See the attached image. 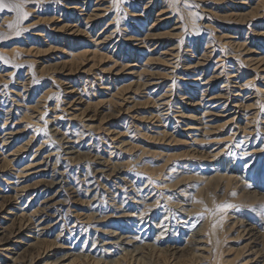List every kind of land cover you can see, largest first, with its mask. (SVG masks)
<instances>
[{"label":"rangeland","instance_id":"rangeland-1","mask_svg":"<svg viewBox=\"0 0 264 264\" xmlns=\"http://www.w3.org/2000/svg\"><path fill=\"white\" fill-rule=\"evenodd\" d=\"M16 1L17 0H3V3L9 4L10 7L5 8L2 12H0V146H1L0 147V170H1L0 171V188H2L0 189V194L7 195L9 193L10 195L8 194V196H12L9 198L10 201L7 200L8 198L0 197V244H2L3 241L5 243L7 240H9L10 242L14 240L15 242L13 241V244L18 245L20 247V249L17 250V253L20 254L18 261L21 264H28L30 261L31 262L34 261L33 264H37L43 260H47L46 263H48L49 261L51 262L55 261L56 258L61 255V253L71 252L73 246L77 244H82L85 241H86L87 246H91L94 244V248L92 249L93 250L92 256L94 255L95 257V255L97 254L96 257L98 256L100 257L101 255H99V253L101 254L104 253L102 257L104 258L105 261L107 260V258L109 259L107 255H109L112 252L110 255V258H113L116 260L122 257V255H125L124 259L123 257L121 258L122 259L121 261H123L124 264H127V263L137 264V263H134L136 261H139L140 263H142L143 258H146L147 260H155V259H159L161 261L167 260L165 264H167L171 259L169 264L170 263L173 264V262L176 261L177 256L175 255L173 257L170 254L169 255L170 257H169L168 254L170 252H167V253L165 252L167 254V255L165 254L167 257L164 256V252L161 255V257H160V254L157 252L158 253V255L156 253V255L158 256L157 258L155 253L153 251L151 252V250L149 249H144L145 251L142 254H140V252L138 253L131 252L129 253L130 254L129 255L127 254L128 252L127 253L125 252V250H122L121 248H119L120 249L119 250L113 246L112 247L113 249L110 248V250L112 249V251H109V254H106L105 252H107V250L109 249L104 248L102 250L101 247L104 245L103 243L105 241H104L103 236H101L103 235L102 234L103 232L101 233L100 231H104L105 229L106 230L109 229V231L113 230L114 232L116 231L115 234H118L117 236L114 233H112L114 235V241L122 238L123 236L126 237V234L131 236L130 235L132 234L131 232L130 233L122 232V231H125L126 229L124 227L125 224L121 223V225L119 226L118 224H115V221L118 220L117 217H121L123 215V213L121 212L123 211L130 212V213L132 212L131 214L133 213L141 214L142 213L144 216L148 213V211H150L149 214L145 216L146 220L144 218L143 220H145V222L147 221L146 225L148 226L150 222L152 223V216L154 215L155 219L153 220V222L155 223L157 231L155 233L149 234L148 237H150V239H145L147 241H143V242L153 244L154 246L156 245V247L159 245L158 246L159 248L161 247L164 248L165 246H166L165 248H168L167 247L168 245L170 246V248L176 245L177 247L186 246L185 240L188 237L187 235L181 236V232L178 231L177 232L178 240L175 239L176 241H174L172 239L173 238L172 233H169V232H167L168 234L167 233L163 234L164 237L163 235H159L160 237H158V233H159L158 230L162 231L165 229V228L162 229L164 221H165V224L169 221L170 227L168 226L166 229L170 228L171 230L173 220L178 223L179 217L183 214L185 215L186 212H187L186 215L188 213H189L188 215H190L188 216L190 218L189 221L191 220H192L191 222L196 221L195 225H197L198 223L202 224L203 219H204V221L207 223L203 222V224L205 223V225L207 226L208 223L210 224L216 218L214 217V209H216V205L209 207L207 206V204H204L205 206L203 207V209H201V211L197 210L195 212V209L193 208L194 205L192 204V202L190 201L191 203L190 202L188 203L189 200H186L188 199L187 197L184 198V200L186 201L185 202L182 197L183 195L181 196L180 194V191L183 188H185V186H191L193 188V185L198 183V181L196 180L193 181V179H191L190 177L191 175H193V172L200 170L198 168V164L200 163L212 164L214 162L213 160L214 158L208 157L209 156L207 155L208 153L210 155H214L217 151H220L223 148L222 149L223 152L224 151L230 152L231 150L230 153L232 155L233 152L231 148H233L235 144L238 143V141L240 140L242 141L244 140L243 143L245 144V147H241L242 149L243 148L245 149V150L243 149L244 152L247 153V152H251L252 150L254 152L249 154V155H252L253 157L252 156L250 157L247 156L246 158L241 157L239 162H235L233 164L235 167L233 166L232 169L234 170L236 169V171H238V174H236V172L235 174L238 176V179L241 178V181H239L237 184L239 187H236V189L239 188L238 190L240 189L246 190L245 187L248 186L247 188H249V184L251 185L250 188L254 186L258 178L257 179L253 178L252 171L257 167L258 161L260 158L263 163L261 167H264V148L263 147L261 148L264 142L263 140L264 139V71H262L261 69L264 65L256 69L254 66H252L256 63L254 62L255 59L249 60V58H258L262 56V54H259V53L263 51V47H264V36H263L264 35V0H188V3L186 4V8L195 10V15H196L195 17L197 20V24L201 30V33L199 34L201 35L199 36L200 46L199 45L197 46L195 43L197 40L196 36H194L195 38L192 37V40H190V38L187 39V37L183 38L181 34H178L179 33L178 30L180 28H175L176 30L173 29L174 27H177L179 25L182 26V28L185 27L186 29H188L187 24H188L189 18L185 14V11H184L185 9L183 8L181 9L182 4L180 3V2H183L184 0H176L172 8V9L175 8V11L172 14L170 13V10H168V8L167 9L165 8V4L167 2L165 1V3H163V0H130V1L128 0L127 3L121 2L119 3L118 6H115L114 4L112 5L111 4L112 0H47V1L46 0H27L25 2V7L29 9V13L22 20H21L20 10L19 9L13 10L11 8V5L17 4ZM76 6L78 7V9L84 8V10L79 11L75 9ZM143 7H145V9ZM97 13L100 14L101 17L98 16V18L96 17L95 19L94 14H97ZM7 15L8 16L10 15L11 17L10 20L12 21V25L8 30L9 32L11 31L10 33L6 31V27L4 26L8 24L7 23L4 24L2 22L4 16H7ZM90 16L92 17L91 18L92 20H90L89 22L88 19H90ZM86 18L88 22H86L87 21ZM93 21H96V22L93 23ZM71 23L74 25L76 24V25L74 26ZM85 23L88 29L87 28L85 29ZM135 23L136 24L138 23V24L136 25ZM63 24L65 25V27L61 29V27L64 26ZM15 27H18V29L21 28V31H20L21 37H16V38L11 37L14 34L13 30ZM75 28L77 29L81 28L80 30L81 32L82 31L83 32L82 33L80 32V34L79 33L77 34V32H74V34H71L70 36H66L68 32L73 33ZM131 28L134 29V31L142 32V35L143 34L145 35V33L147 34L148 31H149L148 33L151 32L153 34L155 32V34H158V36H156V39H155V35H154V39L152 36H151L152 38L149 36L150 37L149 43L152 44V47L156 44H161L157 46L158 48H155V50L151 52L150 57L153 58V60L151 61L152 63L148 65L143 64L146 62V59H145L146 54L140 53L138 49L137 51H135V54L136 52L137 53L139 52L140 54L138 55V60L136 62L133 61L132 57L130 58L127 56L128 53L126 51L122 53V50H123L122 44L119 45L118 43L117 46H114L118 38L117 36H115L114 40L110 42L108 41V43L99 44L97 46V50L94 51L93 41L95 40L99 41L100 34L103 33V35H107L109 34V31L112 32V30L114 29L113 32L115 33L119 32V34H121L123 38L124 37L123 32L129 33L130 31H132ZM97 33H100V34H97ZM160 33L163 34L164 36L160 35ZM204 34H205V37L211 41L207 45H204L203 43L204 42L203 40L205 39ZM129 35L130 33L127 36ZM27 36H30V38H27ZM159 36H162V38ZM120 42L124 43V40H121ZM222 42H224V44ZM127 44L128 43L125 42V45ZM47 46H54V47L56 46L55 47L56 49L54 48V50H51V51L48 50L49 52L47 53L39 52L41 49L43 50L46 49ZM205 46H207L208 48L207 47L205 48ZM13 47H18V48L23 47V48L21 51L11 52L10 49H12ZM173 47L174 48L176 47V48L174 49ZM213 48L215 49V53L212 55V60L208 61L207 59H210L211 57L206 58L207 55L202 56L203 54L202 52H204L205 49L207 51H211V49ZM70 49L72 50V52ZM191 49L193 50L192 52H191ZM84 50H87V51H86V54L84 53L83 56H80L78 59L75 57L72 59V61H69V62L67 61L69 60L70 56L73 54V51L74 53L80 54L82 52H85ZM156 56H158V58H156ZM159 56L163 58H160ZM217 58H219V60L221 61L223 60L222 66L224 65L228 66V67L226 66L227 72H232L231 65H233V62L235 63L237 62L236 63L237 66L236 65L235 66L239 67V71L241 72L240 73L241 74L240 83H244V82L248 83L247 85L244 86V88L245 87L246 88L245 89L243 88L241 91L242 97L244 98L243 100L245 102L243 103L245 105L248 104V107L246 106L247 111H245L248 113V115L247 116L242 115L241 114L243 113L242 111L234 115L233 114L234 109L227 111L224 114H222L221 112L222 110H220V108L211 109L210 111L212 114L216 112L217 114L221 113L222 115L219 114L220 115L219 116L217 114H213V115H208L204 118L207 126H209V124L212 123L210 125L211 127H208L209 132H206V133L207 134L209 133V134L207 135L206 133L203 134V131H202L203 130L202 128L205 123L204 124L200 123L201 124L200 125L197 122H200L199 120L203 118L202 112L205 111L204 110L205 107H207V105H211L209 104L211 101H208V99L212 97L213 95H217L220 92L219 91V89L221 88L220 86L223 84L222 80L225 78V76H227V74L222 73L225 76L221 75L222 78L216 81L218 89L215 88L212 94H209V95L207 94V92H209L208 91L209 87H206V86L203 87L207 90V92L203 94L204 97L203 95L201 96L202 100L200 99V95L196 94L195 92L196 90H193L192 88V87L195 88V86H200V85L197 82L190 83L191 81L188 79L193 78L196 80L200 78L198 79V81L200 80V83H202L207 78H209L212 72L216 71V69L220 71L221 68L219 66L222 63L219 62L218 65L216 66L217 68L214 67V64L212 63V61L217 60ZM161 59H165L166 61L161 60ZM245 59L249 60L248 61L249 63ZM120 62L122 65H123V62H125L124 64H126L127 67L121 66ZM194 63L195 64L199 63L198 67H196L197 69H195L194 66L192 67V69L190 68V66L194 65ZM246 63L249 65L247 66ZM200 64H203V66ZM19 65L20 67L15 71L16 66H19ZM186 66H188V68ZM142 68L145 71H143ZM148 69L150 70V72L148 71ZM71 71L73 73H71ZM139 71L141 74L139 73ZM193 72L197 73L195 77H192ZM146 74L148 76H146ZM140 77H142V79ZM149 78L151 79L149 80ZM158 78H161V79H158ZM107 79L109 80L107 81ZM143 79H146V80L143 81ZM230 80L232 82H235V80L237 79L231 78ZM158 81L163 82V85H165L161 90L159 86L157 87L156 84H153ZM101 82H103L104 84H102ZM142 83L144 84L147 83V84L146 86H143ZM213 83L215 84V82L212 81L211 85H214ZM230 84L232 85L235 83H230ZM156 87H157V90L155 91L154 94H156L158 91H159V94H156L154 96V99H156L157 96L164 93L165 89L166 90L168 89L167 97H166L168 105L160 104L159 106L157 103L155 104L152 100L153 98L151 97L152 95L147 94ZM185 90L188 91L190 95L187 92H186L187 94L183 95L182 93ZM211 91H212V88L210 90V93ZM5 92L6 93L8 92L7 93L8 95ZM17 94L18 95L21 94V95L17 96ZM228 96L230 99L235 97L231 95H228ZM224 99L225 98H221L220 101H226ZM17 101H19V103H17ZM194 102L197 104L194 105L195 104ZM200 103L201 104L203 103V104L201 105ZM212 104L214 105L216 104V102H213ZM3 111H6V113L8 114H4ZM24 112L29 113L28 114L29 116L25 114L27 116L25 117V119L20 118L21 116L24 115L23 114ZM161 113H164V114H161ZM55 115L56 116L59 115V119L53 120ZM156 115H158L159 118L155 117ZM195 115L196 117H194ZM160 116L162 117V119ZM190 116H193V117H190ZM247 117L249 119V122L251 120V122L247 124L248 127L245 125V121H247L246 120ZM195 118H197L198 120ZM209 118H210V122L208 121ZM4 119L6 120L5 122H3ZM87 124L91 126L89 127ZM11 125H13L12 127L14 128V130H18V132L16 131L17 133H15L14 131L12 135L9 133L10 132L9 128ZM53 125H55V127ZM25 126L27 128H25ZM72 126L74 129H72ZM220 126H223V127H220ZM193 127L195 128L197 127L198 128L197 130H200V131H197L195 129L193 130L192 129ZM244 127H247V128H244ZM21 128L23 129L20 130ZM50 128H52L53 130L52 129L49 130ZM67 128L68 130L70 128L71 129L66 132ZM77 129L79 132H77ZM243 129H246L245 131L248 133L250 130L253 132L249 133L251 135L246 138L244 137V135H248V134L247 133L244 134ZM56 130H60V132L65 131L64 134L65 133L68 134V135L65 134V136L66 135L68 137L71 136L70 140L73 142H69L68 144L67 142H65L66 141L65 139L56 140V139L63 137L60 134H56V138L54 135L50 137V135L53 134V131H56ZM80 130L81 131L83 130L84 132L82 131V133H80L81 132ZM86 131H89V132H86ZM90 131L92 132V134L90 133ZM48 132L49 133L52 132V133L48 134ZM78 133L80 136L77 135ZM41 134L43 136L49 135V138L52 140L51 143L49 141L50 139L47 140L48 141L47 142L46 139H44L45 137L43 138ZM202 134L205 136H202ZM34 136H35V139H34ZM256 136H258V139L255 142L256 139L254 140V138ZM2 137H7L6 139L7 142H5L3 146H2ZM28 138H30V140L33 139V141L31 142L30 140H28ZM42 138L44 139V142ZM78 138H80V142L78 141L79 140ZM73 139L75 140V143ZM202 139L203 140L205 139V140L204 142L202 141L203 143H200ZM27 141H28V144H26ZM59 141L65 144L60 143ZM41 144H42V148H41ZM20 146L21 147L23 146L22 150L16 151L20 149L19 148ZM67 146H70L71 149L69 150H72L71 154L64 153L67 150V148H65ZM38 147L40 148V150ZM24 148H26V150ZM37 148L39 152L37 151ZM194 148H197L199 150L196 149L197 150L196 151ZM259 148H261V150H259L260 152H257V151L255 152V150ZM242 149L241 150L235 149L234 156H236L239 153H242L243 152ZM194 150H195V153H194ZM199 151L200 152L202 151L201 152L202 154ZM262 152H263V156H261L262 154L260 155V153ZM35 153L37 154L36 156H35ZM47 153H50L52 156L51 155L46 156ZM91 154H94V155L91 156ZM72 155L75 156V158L71 157ZM54 156L55 157L58 156V159L55 158ZM69 156L72 158L71 159L72 161H70ZM48 157L50 159L49 161H48ZM76 157L77 158L80 157V159H83V158L84 159L83 160L78 159L77 161ZM207 157L209 158L210 161L208 160ZM221 157L222 156H219V158H217L219 162H221L222 159L224 161L226 160ZM92 158L95 159V161ZM105 158L107 159L106 162L109 165L108 168H107L108 165H106L107 163L104 162ZM206 158L208 161L206 160ZM7 159L9 160V163L7 162L8 161ZM55 159H57L58 161L61 160L59 162L57 161L58 163V164L56 163L57 168L55 164L56 162ZM30 161L33 164H30L31 163ZM38 161L40 162L38 163ZM41 161L43 164L41 163ZM100 161L102 162V164L100 163ZM180 162L183 164H187L190 162L189 164H192L191 165L192 167L190 166V169H188L190 170V172L184 174L182 173L181 170L179 171L172 170L173 174H171V177L168 178L167 172L170 171V168L174 164L180 163ZM244 162H251L246 172H244L243 170ZM28 163L34 167H31ZM47 163H49L48 166L46 165ZM9 164L11 165L9 166ZM113 164L114 165L117 164V165L114 166ZM230 164H232V162ZM28 167H30V169ZM44 167L46 168L45 170H43ZM52 167L53 169L57 170V173L60 172V174L62 171L68 170L66 173L68 174L71 173V176L69 174L70 178L66 180L65 177H63V179H65L68 182L63 180L62 177H60V174H55V172H52L50 170L52 169ZM209 167L211 168L212 166L210 165ZM96 168L97 169L100 168L101 171H98ZM138 168L139 170H137ZM36 169L37 170L40 169V170L37 171ZM262 169L263 170H261V174H260V176L262 175L260 177L262 178V181L260 182L259 187H262V186L264 187V168ZM17 170L22 171V174L15 177V173L17 172ZM86 170H88V172ZM95 170H96V173H95ZM108 172L111 173V174L109 173L111 176H108L109 175ZM210 172H211L210 170L204 171L205 176L209 175ZM137 173H140V174L142 173V174L140 175ZM50 174L52 175L50 176ZM85 174L88 177H86ZM104 175L105 176L107 175V176L105 177ZM132 175H137L139 178L138 177L136 178ZM123 176L126 178L128 177L127 179H125L126 181L124 179L121 180ZM52 177L54 178V180L56 179L57 184L56 185L54 184L51 186L50 184H48V182L51 179H53ZM130 177L131 178L134 177L133 180H135V183L134 182L133 183L135 184L136 188L134 186L130 187L131 186L130 184L132 183V179L129 180ZM189 177L194 183L190 179H188ZM180 178L182 182L180 181L179 183ZM85 179L87 180V182H85L86 181ZM97 179H98V182H97ZM147 179L149 181H147ZM91 180L92 182H90ZM119 180L122 182H120ZM127 180H129V182ZM183 180L186 182V184ZM123 181L126 183H124ZM145 182H147L149 185H146ZM164 182L165 183L167 182L166 183L167 185H164L163 184ZM97 183H98V186L96 185ZM123 183L126 185H124ZM214 183L215 184L210 185L211 187H209L211 191H214L216 195L217 194L224 195V192L221 193V190H222L221 187L223 188L224 186L223 182L220 181V183L219 182L217 183L214 181ZM76 184H77V187H76ZM78 185H80V187ZM87 185L89 186L86 187ZM157 185H158V188H157ZM215 185H217L218 189ZM140 186H141V190H139ZM118 187L121 189V191ZM87 188H89V191L87 190ZM91 188H93L94 190ZM133 188L134 190H132ZM192 188H190V190H192ZM250 188L248 190L252 191L253 188L251 189ZM64 189H67V190H64ZM73 189H78V192L77 190L76 192H74ZM84 189L86 192L84 191ZM230 189L231 190H229L228 188L229 190L227 192L228 195L229 194L231 195V193L235 192L233 190V187H231ZM45 190H47V196L53 195V194L58 195V196H55L56 198L54 199V201H58V202L53 203L52 206H50L49 202H47L49 207L43 209L42 212H41L42 209L39 210L40 212L39 211L36 212L35 213L36 215H33L32 217L29 214L31 210L36 209V208L39 209L38 207L42 208L43 201H44L43 196L46 193ZM244 190H240V192H243ZM87 191L89 192V195L87 194L88 193ZM15 192H16V196L18 197L17 198L15 196L16 200L13 198L15 195ZM124 192L126 193L124 194ZM93 194H96L98 198ZM115 194L117 195L115 196ZM140 194H142L141 196L142 198L146 200V202L144 199L142 200ZM245 194L247 195L249 193H245ZM32 195L34 196L33 198L30 199V196ZM222 195H217V197L220 196L218 197V200L220 202L226 201L225 202L226 204L227 202L234 203L235 207H230V208L225 207L222 210V213L226 214L227 216L226 218H224L225 223L223 225L225 227L223 226L220 231L221 233L220 238H222V241L223 240L225 241L222 243L221 248L222 250H225L226 247L228 249H226L225 252L221 254V256L223 258L230 259L233 257L232 253H234L235 249H236L235 252L238 251L240 247H243V249H245L244 247L246 244L248 245L246 247L253 246V249L251 248L248 251H244L242 249L244 252L240 251L241 253L242 252L243 253L239 255L240 257L237 256L239 260L236 258L235 260H233L232 264H240L241 262H242L241 264H245L247 262H249L248 264H256V262L258 261L260 262L262 257H264L263 251L259 253L260 255L258 254L257 257L255 256V254H252L251 252H253V250H256V249H261V244L264 242V224H261V222L264 223V215H262L264 214V202H262V200L261 201L260 200H251V201L248 200L247 203L241 202L240 204V202L237 203V202L232 201L230 198H228L227 195H224L225 197L224 196L221 197ZM104 196L107 198H104ZM169 197H170V200H169ZM258 197L260 196L258 195ZM70 198H72L73 200ZM76 198H78V200ZM88 198L89 200L92 198L94 201L90 200V202L87 203L86 201H89ZM122 198H124L123 201H122ZM84 199L86 200L84 201ZM131 199L133 201H131ZM224 199L226 200L224 201ZM120 200L122 201V204L119 203ZM153 200H155L154 201V204H156L155 207H152L154 205ZM41 201H42V204H41ZM81 201L86 202V204L83 203L84 206H82ZM97 201L99 203H97ZM113 201L115 203H113ZM158 201L160 204L159 203L157 204ZM148 202H149V204H147L148 207L147 208L143 207L144 206L143 204L148 203ZM78 203H81V204H78ZM150 203L153 205L151 206ZM94 204L95 205L97 204V205L95 206ZM103 204L104 205L106 204V206H102ZM246 204L247 205L253 204L252 205L253 209L248 208L245 211L246 208L244 207H248ZM110 205L111 206L113 205V206L111 207ZM121 205H122V211L121 209L118 210L119 208L118 209L116 208V207H121ZM91 206H95V207H91ZM190 206H191L190 209L192 208L194 209V210L192 209L193 211L189 210ZM175 207H177L176 210H178V212L176 210L174 211ZM182 207L183 209L185 208L184 210L186 212L182 211L183 210ZM255 207H259V210H263L261 213H259L260 215L257 219H253L255 217L251 216L250 214L252 212L250 210L255 211L256 209ZM67 208H69V210ZM113 208H114V211H113ZM123 208L125 210L127 209V211H125ZM231 208H235L237 213L235 212L234 215H230L232 212L230 210ZM143 209H144V212H143ZM206 209L211 210V211H208V210L206 211ZM45 210L46 212L44 213ZM66 210L69 212H67ZM226 210L228 212H226ZM24 211H25V214L23 213ZM52 211L55 213H53ZM91 211L95 213V214L93 213L94 215H96V213L97 215L92 217L93 215ZM70 212H71V215H69ZM74 212L78 214L75 215L73 214ZM198 212L200 213L202 212L203 215L198 216ZM80 213L82 214L81 216H80ZM27 214H29L30 216ZM61 214L65 215V218L64 216H60ZM88 214H90V216ZM21 215H25V216H21ZM78 215L80 217H78ZM166 215L170 216L169 218L167 216L168 218L167 220H166ZM242 215L244 217L240 218L239 216H242ZM163 216H165V219L162 218ZM235 216H237L238 218H236ZM96 219H99V220H96ZM240 220H243L242 222L247 228L246 231H244L241 227H239ZM53 221L54 222L56 221V223H54ZM66 221L67 222L69 221L68 224ZM235 221H237L236 224L234 223ZM252 222L254 224L252 225L249 224ZM160 223L161 225H159ZM79 225L81 226L80 227L81 229L79 228ZM157 225H159L158 228H157ZM241 225L243 226L242 223ZM20 226L22 228H19ZM117 226H118V229H117ZM26 227H28V229ZM68 228H69L70 233L68 232ZM132 228L135 229V227H132ZM27 232H31L29 233L30 237L23 238V235L26 234ZM58 233L60 235H58ZM38 234L41 235V236L39 235L38 237L42 240V243L37 249V247L30 246V243L34 241L33 237H36ZM121 234H124V235H121ZM71 236L73 237V239ZM96 237H98V239ZM115 237L117 238L115 239ZM154 238H156L155 240L157 242L154 240ZM92 239H95V240H92ZM99 239L102 241H100ZM124 240H129V239L124 238ZM154 241L156 242V244L153 243ZM59 243H61L62 245H59ZM99 243H101V245H99ZM137 244H139V242L134 243V246H136ZM126 248L132 249V247L130 246L129 247L126 246ZM44 250L45 252H47V255H49V257L44 256L45 253L44 254L42 253L44 252ZM96 250H97V253H96ZM101 250L102 252H100ZM6 254L8 255V256L5 255L7 257L11 256L8 253ZM126 255H127V258H126ZM67 256L69 257V253L64 256L65 260H63V262L59 261L60 264H63V263L64 264H67V263L69 264H104L103 262L104 260H100L96 262V260L92 257L85 258V259L81 258L83 259V261L80 259H79L80 261H78V259H76L73 262H70L72 258L71 257L68 258ZM163 257L167 259H164ZM249 257L250 258L255 257V258L252 259V261H249ZM173 258H175V260ZM0 262H2V258Z\"/></svg>","mask_w":264,"mask_h":264},{"label":"bare ground","instance_id":"bare-ground-1","mask_svg":"<svg viewBox=\"0 0 264 264\" xmlns=\"http://www.w3.org/2000/svg\"><path fill=\"white\" fill-rule=\"evenodd\" d=\"M27 0H17L16 2H17V4H15L17 7L15 8V9H19L20 10V12H21V20L22 19H24L26 16H27V14L29 13V9L28 8H26L25 7V2H26ZM47 1V0H46ZM127 1L128 0H112V5L114 4L115 6H118L119 5V3H123V2H126L127 3ZM130 1V0H129ZM165 1L167 2L166 4H165V8L167 9L168 8V10H170V13L172 14V13H174V11H175V8L174 9H172L173 8V5L175 4V2H176V0H163V3H165ZM61 2V1H60ZM59 2V3H60ZM132 3V2H131ZM158 3V2H157ZM182 5H181V9L183 8V9H185L184 11H185V14L187 15V17L189 18L188 19V29H186L185 27H183L182 28V26H177V27H174L173 29H175V28H180L178 31H179V33L178 34H181V36H183V38L184 37H187V39L188 38H190V40H192V37H194V36H196V45L198 46L199 45V36H201V35H199L200 33H201V30H200V27L198 26V24H197V20H196V15H195V10H192V9H188V8H186V4L188 3V0L186 1V0H184L183 2H180ZM65 5V4H64ZM42 6V5H41ZM109 6V5H108ZM133 6V5H132ZM176 6V5H175ZM44 7V6H43ZM48 7V6H47ZM71 7H73V6H71ZM78 7H79V5H78ZM78 7L76 6V8L75 9H77V10H79V11H82V10H84V8H80V9H78ZM110 7V6H109ZM114 7V6H113ZM70 8V7H69ZM99 8V7H98ZM123 8V7H122ZM144 9H145V7H143ZM100 9V8H99ZM143 9V10H144ZM164 9V8H163ZM101 10H103V9H101ZM104 10H106V9H104ZM110 10V9H109ZM123 10V9H122ZM97 11V10H96ZM75 12V11H74ZM106 12V11H105ZM81 14V13H80ZM92 14V13H91ZM6 15V14H5ZM89 15V14H88ZM102 15V14H101ZM104 15V14H103ZM127 15V14H126ZM93 16V15H92ZM98 16H100V14H94V17H95V19H96V17L98 18ZM124 16V15H123ZM132 16V15H131ZM101 17V16H100ZM125 17H127V16H125ZM143 17V16H142ZM78 18V17H77ZM80 18V17H79ZM83 18V17H82ZM85 18V17H84ZM87 18H89V17H87ZM87 18H86V20H87ZM92 17L90 16V19H88L89 20V22H90V20H92L91 19ZM147 18V17H146ZM11 19V17H10V15L8 16H4V18H3V20H2V22L4 23V24H8V25H4L5 27H6V31L7 32H9L8 30H9V25H12V21L10 20ZM119 19V18H118ZM179 19V18H178ZM88 20L86 21V22H88ZM93 20H94V18H93ZM142 20V19H141ZM143 20H144V18H143ZM83 21V20H82ZM104 21V20H103ZM119 21V20H118ZM14 22V21H13ZM94 22H96V21H93V23ZM117 22V21H116ZM144 22V21H143ZM178 22V21H177ZM107 23H109V22H107ZM106 23V24H107ZM187 23V22H186ZM72 24V23H71ZM78 24V23H77ZM88 24V23H87ZM97 24V23H96ZM111 24V23H110ZM136 24V23H135ZM135 24H134V26H135ZM138 24V23H137ZM136 24V25H137ZM64 25V24H63ZM69 25V24H68ZM72 25H74V24H72ZM76 25V24H75ZM74 25V26H75ZM81 25V24H80ZM108 25V24H107ZM106 25V26H107ZM116 25V24H115ZM70 26V25H69ZM114 26V25H113ZM65 27V25L64 26H62L61 27V29L62 28H64ZM77 27V26H76ZM89 27V26H88ZM116 27V26H115ZM215 27H217V26H215ZM69 28V27H68ZM79 28V27H78ZM87 28V25H86V23H85V29ZM117 28V27H116ZM128 28V27H127ZM130 28V27H129ZM136 28V27H135ZM76 29V30H75ZM74 29V31H73V33H70V32H68V34H66V36H70L71 34H74V32H77V34L79 33L80 34V32H81V28L80 29H77V28H75ZM88 29V28H87ZM90 29V28H89ZM104 29V28H103ZM115 29V28H114ZM113 29V30H114ZM132 29V28H131ZM139 29V28H138ZM148 29V28H147ZM150 29V28H149ZM172 29V30H173ZM58 30H59V28H58ZM113 30H112V32H110L109 31V34H107V35H103V33L102 34H100V33H97V34H100V39H99V41L98 40H95V41H93V44H94V51H96L97 50V46L99 45V44H103V43H108V41L110 42V41H112V40H114V38H115V36H117L118 38H117V41H116V43H115V45L114 46H117V44L119 43V45H121L122 44V47H123V50H122V53H124L125 51L128 53L127 54V56L128 57H132L133 58V61H137L138 60V55L140 54V53H142V54H146V57H145V59H146V62L145 63H143V64H146V65H148V64H150V63H152L151 61L153 60V58L152 57H150V55H151V52H153L154 50H155V48H158L157 46L158 45H161V44H156V45H154L153 47H152V44H150L149 43V38L152 36L153 37V39H154V35H155V39H156V36H158V34H155V32L152 34L151 32L150 33H148L147 32V34L145 33V35L143 34L142 35V32H139V31H134V29H132V31H130L129 33H130V35L129 36H127L129 33H127V32H123V35H124V37L122 38V36H121V34H119V32L116 34L115 32H113ZM176 30V29H175ZM14 34H13V36H11V37H21V35H20V31H21V28H19L18 29V27H15L14 28ZM67 31V30H66ZM103 31V30H102ZM116 31V30H115ZM11 32V31H10ZM9 32V33H10ZM83 32V31H82ZM81 32V33H82ZM87 32V31H86ZM120 32H122V31H120ZM132 32H134V33H132ZM110 33H112V34H110ZM158 33V32H157ZM175 33V32H174ZM116 34V35H115ZM173 34V33H172ZM171 34V35H172ZM205 34H207V33H205ZM205 34H204V37H205ZM209 34V33H208ZM263 34V33H262ZM160 35H163V34H161L160 33ZM203 35V34H202ZM150 36V37H149ZM164 36V35H163ZM264 36V35H263ZM151 37V38H152ZM159 37H161L162 38V36H159ZM223 37V36H222ZM27 38H30V36H27ZM79 38V37H78ZM195 38V37H194ZM215 38V37H214ZM52 39V38H51ZM66 39V38H65ZM121 40H124V43L123 42H120ZM189 40V41H190ZM60 41V40H59ZM102 41V42H101ZM129 41V42H128ZM193 41H195V40H193ZM204 42V45H207V44H209L211 41L208 39V38H206L205 37V39L203 40ZM213 41V40H212ZM259 41V40H258ZM73 42V41H72ZM72 42H70V43H72ZM125 42H127L128 44L127 45H125ZM156 42V41H155ZM213 43V42H212ZM223 44H224V42H222ZM11 44V43H10ZM192 44H193V42H192ZM113 45V44H112ZM118 45V46H119ZM243 45V44H242ZM256 45V44H255ZM80 46V45H79ZM113 46V47H114ZM200 46V45H199ZM56 47V46H55ZM54 46H47V48L46 49H41V50H43V51H39L40 53L41 52H49V51H51V50H54V48H55ZM102 47V46H101ZM105 47H106V45H105ZM127 47V48H126ZM161 47V46H160ZM207 46H205V48H206ZM209 47H211V46H209ZM23 48V47H22ZM22 48H18V47H13L12 49H10V51L12 52V51H21L22 50ZM78 48V47H77ZM132 48V49H131ZM162 48H164V47H162ZM174 48V47H173ZM176 48V47H175ZM174 48V49H175ZM208 48V47H207ZM25 49V48H24ZM56 49V48H55ZM62 49V48H61ZM60 49V50H61ZM116 49V48H115ZM115 49H114V51H115ZM137 49H138V51L140 52H136V54H135V51H137ZM169 49V48H168ZM38 50V49H37ZM49 50V51H48ZM63 50V49H62ZM71 50V49H70ZM76 50V49H75ZM190 50V49H189ZM251 50V49H250ZM30 51V50H29ZM85 52H82V53H74V51H73V54L70 56V58H69V60H67L68 62L69 61H72V59L73 58H79L80 56H83L84 55V53L86 54V51L87 50H84ZM165 51V50H164ZM164 51H162V52H164ZM177 51V50H176ZM178 51H179V49H178ZM193 50L191 49V52H192ZM254 51V50H253ZM8 52H9V50H8ZM71 52H72V50H71ZM166 52V51H165ZM172 52H173V50H172ZM252 52V51H251ZM129 53H130V55H129ZM170 53V52H169ZM175 53V52H174ZM203 54H202V56H206L207 55V57L206 58H210V59H207L208 61L210 60H212V55L215 53V49L213 48V49H211V51H207L206 49L204 50V52H202ZM240 53V52H239ZM242 53V52H241ZM132 54V55H131ZM159 54V53H158ZM160 54H162V53H160ZM171 54V53H170ZM259 54H262V56H260V57H258V58H249V60H254V62H256L254 65H252V66H254L256 69L257 68H259V67H261V66H263L264 65V47H263V51H261V53H259ZM136 55V56H135ZM121 56H123V55H121ZM141 56V55H140ZM160 57V56H159ZM250 57V56H249ZM156 58H158V56H156ZM156 58H154V59H156ZM160 58H163V57H160ZM239 58V57H238ZM122 59V58H121ZM204 59V58H203ZM241 59V58H240ZM141 60V59H140ZM161 60H165V59H161ZM246 60V59H245ZM249 60H246L247 62L249 61ZM166 61V60H165ZM164 61V62H165ZM223 61V60H222ZM221 60H219V58H217V60H215V61H212V63L214 64V67H216L217 65H218V63L219 62H221L222 64L219 66L220 68H221V70L219 71L218 69H216V71H214V72H212V74H211V76H209V78H211V79H209V78H207L204 82H202V83H200V80L198 81V79H200V78H198V79H193V78H190V79H188V80H190L191 82L190 83H193V82H197L200 86H195V88L194 87H192L193 88V90H196L195 92H196V94L198 95H200V99H201V96L205 93V92H207V90L205 89V88H203V87H209V89H208V91L209 92H207V94L209 95V94H212V92L214 91V89L215 88H217L218 89V86H217V82L216 81H218L220 78H222L221 77V75H223L222 73H224V74H227V76H225V75H223V76H225V78L222 80V82H223V84L220 86L221 88L219 89V93L217 94V95H210V96H212V97H210L209 99H208V101H211L209 104H211V105H207V107H205V111H203L202 113V116H203V118L201 119V120H199L200 122H197L198 124H200V123H205V120H204V118L206 117V116H208V115H213V114H217L216 112H214L213 114L211 113V109H218V108H220V110H222L221 112H222V114H224L225 112H227V111H230V110H232V109H234L233 110V114L234 115H236V114H238L240 111H242L243 113H241L242 115H244V116H247L248 115V113L247 112H245V111H247L246 110V106L248 107V104L247 105H245L244 103V98L242 97V94H241V91H242V89L244 88V86L245 85H247L248 83L247 82H244V83H240L241 82V80H240V77H241V72L239 71V67H236L237 65H236V63L235 62H233V65H231V71L232 72H227V70H226V66L224 65V66H222L223 65V62H222ZM65 62V61H64ZM155 62V61H154ZM163 62V61H162ZM226 62V61H225ZM231 62V61H230ZM125 62H123V65L121 64V62H120V64H121V66H126V64H124ZM204 63V62H203ZM249 63V62H248ZM136 64V63H135ZM207 64V63H206ZM225 64V63H224ZM232 64V63H231ZM247 64V63H246ZM257 64V65H256ZM128 65V64H127ZM133 65H134V63H133ZM178 65V64H177ZM184 65V64H183ZM198 65H199V63H194V65H191L190 66V68L192 69V67L194 66V68L195 69H197L196 67H198ZM200 65H202L203 66V64H200ZM205 65V64H204ZM236 65V66H235ZM249 64H247V66H248ZM176 66V65H175ZM174 66V67H175ZM20 67V65L19 66H16V68H15V71L18 69ZM127 67V66H126ZM141 67V66H140ZM187 68H188V66H186ZM228 67V66H227ZM179 68V67H178ZM217 68V67H216ZM70 69V68H69ZM151 69V68H150ZM186 69V68H185ZM72 70V69H71ZM142 70L143 71H145L143 68H142ZM176 70V69H175ZM214 70V69H213ZM219 72H218V71ZM262 71H264V66L262 67V69H261ZM14 71V72H15ZM147 71V70H146ZM148 71L150 72V70L148 69ZM261 71V72H262ZM138 72V71H137ZM192 72V71H191ZM217 72V73H216ZM227 72V73H226ZM71 73H73L72 71H71ZM139 73H140V71H139ZM216 73V74H215ZM67 74V73H66ZM141 74V73H140ZM193 75H192V77H195L196 75H197V73H195V72H193L192 73ZM35 75V74H34ZM98 75H99V73H98ZM139 75V74H138ZM165 75V74H164ZM146 76H148L147 74H146ZM150 76H152V75H150ZM99 77H100V75H99ZM158 77V76H157ZM160 77V76H159ZM10 78V77H9ZM138 78V77H137ZM141 79H142V77H140ZM147 78V77H146ZM232 78V79H237V80H235V82H232L230 79ZM11 79V78H10ZM104 79V78H103ZM102 79V80H103ZM151 78H149V80H150ZM158 79H161V78H158ZM106 80V79H105ZM109 79H107V81H108ZM144 80H146V79H143V81ZM3 81V80H2ZM31 81V80H30ZM29 81V82H30ZM99 81H101V80H99ZM142 81V82H143ZM212 81H214L215 82V84L214 85H211V82ZM6 82V81H5ZM62 82V81H61ZM63 83V82H62ZM85 83V82H84ZM94 83V82H93ZM102 84H104L103 82H101ZM145 83V82H144ZM144 83H142L143 84V86H146V84H144ZM230 83H235V84H230ZM246 83V84H245ZM35 84V83H34ZM65 84V83H64ZM92 84V83H91ZM153 84H156L157 85V87L159 86L160 87V90L165 86V85H163V82H160V81H158V82H156V83H153ZM84 85H86V84H84ZM83 85V86H84ZM210 85V86H209ZM3 87V86H2ZM23 87V86H22ZM157 87L156 88H154L153 90H151L149 93H147V94H150V95H152L151 97H153L152 98V100H153V102L156 104H158L159 106H160V104H163V105H165V104H167L168 105V103H167V100H166V97H167V90L165 89L164 90V93H162L161 95H159V96H157V98L156 99H154V96L156 95V94H159V91L156 93V94H154L155 93V91L157 90ZM190 88V87H189ZM211 88H212V91H211V93H210V90H211ZM246 88V87H245ZM244 88V89H245ZM6 89V88H5ZM4 89V90H5ZM25 89V88H24ZM50 89V88H49ZM7 90H8V88H7ZM73 90V89H72ZM108 90V89H107ZM123 90V89H122ZM63 91V90H62ZM116 91V90H115ZM114 91V92H115ZM173 91V90H172ZM118 92V91H117ZM170 92H171V90H170ZM169 92V93H170ZM190 95V93L188 92V91H184L182 94L183 95H185V94H187V93ZM6 93V92H5ZM8 93V92H7ZM6 93V94H7ZM105 94H106V92H105ZM8 95V94H7ZM6 95V96H7ZM10 95V94H9ZM16 95V94H15ZM21 95V94H20ZM20 95H18L17 94V96H20ZM228 95H231V96H235L234 98H232V99H230L229 98V96ZM4 96V95H3ZM172 96V95H171ZM170 96V97H171ZM207 96V95H206ZM8 97V96H7ZM191 97V96H190ZM203 97H204V95H203ZM202 97V98H203ZM74 98V97H73ZM183 98H185V97H183ZM221 98H225L224 100H226V101H220V99ZM207 99H205V100H207ZM7 100V99H6ZM202 100V99H201ZM200 100V101H201ZM213 100H215V101H213ZM223 100V99H222ZM16 101V100H15ZM43 101V100H42ZM151 101V100H150ZM204 101V100H203ZM220 101V102H219ZM205 102V101H204ZM213 102H216V104H212ZM244 102V103H243ZM14 103V102H13ZM17 103H19V101H17ZM61 103V102H60ZM67 103V102H66ZM195 103V102H194ZM199 103V102H198ZM207 103V102H206ZM232 103V104H231ZM197 103H195L194 105H196ZM201 104V103H200ZM203 104V103H202ZM201 104V105H202ZM230 104H231V106H230ZM213 105V106H212ZM250 105V104H249ZM39 106V105H38ZM206 106V105H205ZM11 107V106H10ZM13 107V106H12ZM39 108V107H38ZM180 108V107H179ZM5 109V108H4ZM9 109H11V108H9ZM47 110V109H46ZM7 111V110H6ZM6 111H3L4 112V114H8V113H6ZM41 111V110H40ZM216 111V110H215ZM218 111V110H217ZM8 112V111H7ZM27 112V111H26ZM26 112H24L23 114V116H21L20 118H23V119H25V117H27L25 114H29V113H26ZM48 112V111H47ZM220 112V111H219ZM10 113V112H9ZM171 113V112H170ZM161 114H164V113H161ZM167 114V113H166ZM219 114H221V113H218L217 115H219ZM221 114V115H222ZM10 115V114H9ZM171 115V114H170ZM183 115V114H182ZM189 115V114H188ZM252 115V114H251ZM29 116V115H28ZM74 116V115H73ZM186 116V115H185ZM184 116V117H185ZM220 116V115H219ZM155 117H158L159 118V116L158 115H156ZM161 117V116H160ZM190 117H193V116H190ZM194 117H196V115L194 116ZM75 118V117H74ZM6 119V118H5ZM3 120V122H5L6 120ZM57 119H59V115H55L54 116V119L53 120H57ZM161 119H162V117H161ZM195 119H197V118H195ZM231 119H233V118H231ZM39 120V119H38ZM198 120V119H197ZM204 120V121H203ZM208 120V119H207ZM246 120L247 121H245V125L247 126V124L248 123H250L251 122V120H250V122H249V119H248V117L246 118ZM21 121V120H20ZM29 121V120H28ZM168 121V120H167ZM209 122H210V118H209V120H208ZM17 122V121H16ZM15 122V123H16ZM207 122V121H206ZM230 122V121H229ZM30 123H32V122H30ZM46 123V122H45ZM14 124V123H13ZM212 124V123H211ZM211 124H209V126H207V124L205 123L204 124V126H203V134L204 133H206V132H209V128L208 127H211L210 125ZM4 125V124H3ZM15 125V124H14ZM25 125V124H24ZM72 125V124H71ZM88 126H89V124H87ZM167 125V124H166ZM201 125V124H200ZM250 125V124H249ZM13 125H11L10 126V134L12 135V133H14V131H15V133H17L18 132V130H14V128L12 127ZM27 126H29V125H27ZM54 127H55V125H53ZM57 126V125H56ZM91 126V125H90ZM89 126V127H90ZM214 126V125H213ZM212 126V127H213ZM9 127V126H8ZM24 127V126H23ZM59 127V126H58ZM87 127V126H86ZM215 127V126H214ZM220 127H223V126H220ZM248 127V126H247ZM247 127H244V128H247ZM25 128H27L26 126H25ZM40 128V127H39ZM53 128V127H52ZM52 128H50L49 130H51ZM189 128V127H188ZM191 128V127H190ZM201 128V127H200ZM199 128V129H200ZM23 128H21L20 130H22ZM34 129V128H33ZM55 129V128H54ZM57 129V128H56ZM71 129V128H70ZM69 129V130H70ZM72 129H74L73 128V126H72ZM193 130L195 129V130H197L198 128L196 127H193L192 128ZM191 129V130H192ZM53 130V129H52ZM68 130V128H67V130H66V132L67 131H69ZM76 130V129H75ZM74 130V131H75ZM86 130V129H85ZM126 130V129H125ZM128 130V129H127ZM211 130V129H210ZM244 130V134H248V135H244V137H249L251 134H249V133H252L253 131H249V133L248 132H246L245 130L246 129H243ZM17 131V132H16ZM73 131V132H74ZM81 131V130H80ZM83 131V130H82ZM82 131L80 132V133H82ZM197 131H200V130H197ZM21 132V131H20ZM33 132V131H32ZM46 132V131H45ZM50 132V131H49ZM48 132V134H51V133H49ZM65 132V131H64ZM64 132H60V130H56V131H53V134H51L50 135V137L52 136V135H54L55 136V138H56V134H60L61 136H63V137H61V138H59V139H56V140H63V139H65L66 141L65 142H67L68 144H69V142H73V141H71L70 140V137H68L67 135V133H65V134H67L66 136H65V134H64ZM72 132V133H73ZM77 132H79L78 131V129H77ZM84 132V131H83ZM86 132H89V131H86ZM212 132V131H211ZM5 133V132H4ZM3 133V134H4ZM41 133V132H40ZM90 133L92 134V132L90 131ZM89 133V134H90ZM6 134V133H5ZM8 134V133H7ZM74 134V133H73ZM84 134V133H83ZM82 134V135H83ZM202 134V136H205V135H203ZM207 134V133H206ZM209 134V133H208ZM207 134V135H208ZM236 134H237V132H236ZM14 135V134H13ZM38 135V134H37ZM42 135V134H41ZM77 135H79V133L77 134ZM243 135V134H242ZM31 136H32V134H31ZM43 136V135H42ZM54 136H53V138H54ZM80 136V135H79ZM93 136V135H92ZM259 136V135H258ZM258 136H256L255 138H254V140H255V142L257 141V139H258ZM45 137V138H44ZM172 137V136H171ZM209 137H210V135H209ZM212 137V136H211ZM232 137H234V136H232ZM236 137V136H235ZM252 137V136H251ZM43 138L44 139H46V141L47 140H49L50 138H49V135H45V136H43ZM42 138V139H43ZM82 138V137H81ZM97 138V137H96ZM207 138V137H206ZM6 139H7V137H2V146H3V144H5V142H7L6 141ZM34 139H35V136H34ZM41 139V140H42ZM44 139H43V142H44ZM79 140V142H80V138H78ZM93 139V138H92ZM91 139V140H92ZM194 139V138H193ZM242 139V138H241ZM28 140H30V138H28ZM74 140V139H73ZM90 140V141H91ZM95 140V139H94ZM205 140V139H204ZM204 140L202 139L201 140V142L200 143H203L204 142ZM232 140V139H231ZM231 140H229V141H231ZM234 140V139H233ZM240 140V139H239ZM248 140V139H247ZM264 140V139H263ZM263 140H262V142H263ZM31 142L33 141V139H31L30 140ZM50 141V143H51V139L49 140ZM194 141V140H193ZM203 141V142H202ZM207 141V140H206ZM253 141V140H252ZM30 142V143H31ZM48 142V141H47ZM60 143H63V142H61V141H59ZM78 142V143H79ZM234 142V141H233ZM244 142V140L242 141V140H240V141H238V143H234L235 144V146L233 147V148H231L232 149V155H231V150H230V152H226V151H222V149L220 150V151H217L214 155H210L209 153L207 154V155H209L208 157H213L214 159V162L212 163V164H206V163H200V164H198V168L201 170H199V171H196V172H193V175H191L190 177H191V179H193V181L194 180H196V181H198V183H196V184H194L193 185V188L191 187V186H185V188H183L181 191H180V194H181V196L183 197V200H184V198H188V199H186V200H189L188 201V203L191 201L192 202V204L194 205L193 206V208L195 209V212L197 211V210H200L201 211V209H203V207L205 206L204 204H207V206H213V205H224V204H226L225 202V200L226 199H224V201L225 202H220L219 200H218V197H220V196H218L217 197V195H222V194H215V192L214 191H211V189L209 188V187H211L210 185H213V184H215L214 183V181L215 182H219L220 183V181L221 182H223V188L221 187V189H219V190H221V193H223L224 192V195H227L228 196V198H230L232 201H234V202H240V204H241V202H245V203H247V201L249 200V201H251V200H262V202H264V187L262 188V187H259L260 185V182L262 181V178H260L261 176H260V174H261V170H263L262 168H264V167H261V165L263 164L262 163V160H261V158L259 159L258 157V159H259V161H258V165H257V167L252 171V174H253V178H258V180H256V182H255V184H254V186L253 187H251V188H253V190L252 191H249L248 189L250 188H247V187H245V189L246 190H244V189H240V190H244L243 192H240V190H238V189H236V187H239L237 184H238V182L239 181H241V178L240 179H238V176L236 175V174H238V171H236V169L234 170V169H232L233 168V164L235 163V162H239L240 161V158L242 157H244V158H246L247 156H252V155H249V154H251L252 152H254L253 150L251 151V152H244V150L241 148V147H245V144L243 143ZM247 142V141H246ZM26 143V142H25ZM42 143V142H41ZM60 143H59V145H60ZM74 143H75V140H74ZM108 143V142H107ZM132 143V142H131ZM209 143V142H208ZM254 143V142H253ZM26 144H28V141H27V143ZM63 144H65V143H63ZM40 146V145H39ZM57 146V145H56ZM64 146V145H63ZM62 146V147H63ZM66 146V145H65ZM74 146V145H73ZM201 146V145H200ZM254 146V145H253ZM1 147V146H0ZM44 147V146H43ZM203 147V146H202ZM264 148V142H263V144H262V146H261V148ZM3 148V147H2ZM1 148V149H2ZM20 149L19 150H16V151H20V150H22V148H23V146L21 147H19ZM39 148V147H38ZM38 148H37V151H38ZM41 148H42V144H41ZM54 148V147H53ZM58 148V147H57ZM60 148H61V146H60ZM65 148H67V150H66V152H64L65 154H71L72 153V150H69V149H71L70 148V146H67V147H65ZM88 148V147H87ZM261 148H259V149H257V150H255V152L257 151V152H260L259 150H261ZM25 150H26V148H24ZM36 149V148H35ZM195 150L197 149V148H194ZM203 149V148H202ZM235 149H242V153H239V154H237L236 156H234L235 155ZM253 149V148H252ZM39 150H40V148H39ZM62 150H64V149H62ZM74 150H75V148H74ZM195 150H194V153H195ZM197 150H199V149H197ZM196 150V151H197ZM217 150V149H216ZM225 150H227V149H225ZM15 151V150H14ZM56 151V150H55ZM76 151H77V149H76ZM204 151H205V149H204ZM203 151V152H204ZM237 151V150H236ZM250 151V150H249ZM39 152V151H38ZM62 152V151H61ZM83 152H85V151H83ZM98 152H99V150H98ZM112 152V151H111ZM121 152V151H120ZM200 152V151H199ZM202 152V151H201ZM200 152V153H201ZM213 152V151H212ZM239 152V151H238ZM73 153H74V151H73ZM88 153H90V152H88ZM97 153V152H96ZM53 154V153H52ZM64 154V155H65ZM202 154V153H201ZM262 154V155H261ZM37 154L35 153V156H36ZM44 155H46V154H44ZM51 154L50 153H47V155L46 156H50ZM56 155H58V154H56ZM63 155V154H62ZM61 155V156H62ZM74 155H76V154H74ZM77 155H79V154H77ZM88 155V154H87ZM92 155H94V154H91V156ZM191 155V154H190ZM194 155V154H193ZM260 155L261 156H263V152L262 153H260ZM34 156V155H33ZM45 156V157H46ZM52 156V155H51ZM97 156H98V154H97ZM219 156H222L221 158H224V159H226L225 161L222 159L221 160V162H219L218 160H217V158H219ZM42 157H44V156H42ZM41 157V158H42ZM55 157V156H54ZM53 157V158H54ZM60 157V156H59ZM70 157V156H69ZM71 157H73V158H75V156H71ZM69 158L70 159V161H72L71 159L72 158ZM81 157V156H80ZM80 157L79 158H77V161H78V159H80ZM84 157V156H83ZM96 157V156H95ZM94 157V158H95ZM99 157H101V156H99ZM195 157V156H194ZM197 157V156H196ZM207 157V158H208ZM253 157V156H252ZM6 158V157H5ZM4 158V159H5ZM55 158H57L58 159V156H56ZM66 158V157H65ZM68 158V157H67ZM85 158V157H84ZM83 158V159H84ZM98 158V157H97ZM104 158V157H103ZM102 158V159H103ZM169 158V157H168ZM200 158V157H199ZM207 158H206V160H207ZM57 159H55V164L57 163ZM63 159V158H62ZM68 159V160H69ZM83 159H80V160H83ZM93 159V158H92ZM189 159V158H188ZM191 159V158H190ZM196 159H198V158H196ZM205 159V158H204ZM248 159V158H247ZM6 160V159H5ZM8 160V159H7ZM42 160V159H41ZM50 159H49V157H48V161H49ZM67 160V161H68ZM79 160V161H80ZM94 161H95V159H93ZM201 160H202V158H201ZM208 160H209V158H208ZM207 160V161H208ZM244 160V159H243ZM242 160V161H243ZM250 160V159H249ZM43 161V160H42ZM42 161H41V163H42ZM59 161H61V160H59ZM58 161V162H59ZM66 161V162H67ZM75 161V160H74ZM99 161V160H98ZM98 161H96V162H98ZM107 161V159L105 158V161L104 162H106ZM200 161V160H199ZM210 161V160H209ZM252 161H253V159H252ZM8 163H9V160L7 161ZM31 162V161H30ZM40 161H38V163H39ZM44 162V161H43ZM81 162V161H80ZM102 162H103V160H102ZM102 162L100 161V163L102 164ZM109 162H110V160H109ZM205 162V161H204ZM226 162V163H225ZM232 162V164H230ZM7 163V164H8ZM40 163V164H41ZM107 163V162H106ZM114 163V162H113ZM174 163V162H173ZM190 163V162H189ZM189 163H187V164H183V163H176V164H174L171 168H170V171H168L167 172V174H168V178L169 177H171V174H173V171H176V170H181L182 171V173H184V174H186V173H188V172H190V170H188V169H190V166L192 165V164H189ZM192 163V162H191ZM251 162H244L243 163V170H244V172H246L247 170H248V166H249V164H250ZM29 164V163H28ZM30 164H33L32 162L30 163ZM29 164V165H30ZM36 164V163H35ZM34 164V165H35ZM43 164V163H42ZM48 164L49 163H47L46 165L48 166ZM54 164V163H53ZM54 164V165H55ZM58 164V163H57ZM57 164H56V168H57ZM98 164V163H97ZM110 164H112V163H110ZM115 164V163H114ZM113 164V165H114ZM194 164V163H193ZM11 164H9V166H10ZM39 165V164H38ZM67 165V164H66ZM65 165V166H66ZM87 165V164H86ZM104 165V164H103ZM106 165H108V163L106 164ZM117 165V164H116ZM116 165H114V166H116ZM128 165V164H127ZM212 166L211 168L209 167V166ZM237 165V164H236ZM31 166V165H30ZM53 166V165H52ZM71 166V165H70ZM105 166V165H104ZM178 166V167H177ZM194 166V165H193ZM214 166V167H213ZM31 167H34V166H31ZM46 167V166H45ZM44 167V169L43 170H45L46 168ZM54 167V166H53ZM53 167H52V169H53ZM72 167V166H71ZM109 167V165L107 166V168ZM138 167H140V166H138ZM192 167V166H191ZM197 167V166H196ZM235 167V166H234ZM238 167V166H237ZM29 169H30V167H28ZM86 168H88V167H86ZM115 168V167H114ZM113 168V169H114ZM121 168V167H120ZM224 168V169H223ZM41 169V168H40ZM40 169H38V170H40ZM50 169L52 172H55V174H60V172H58L57 173V170H55V169ZM62 169V168H61ZM65 169V168H64ZM97 169V168H96ZM100 169V168H99ZM99 169H97L98 171H101V169L99 170ZM105 169V168H104ZM122 169V168H121ZM125 169V168H124ZM123 169V170H124ZM197 169V168H196ZM37 170V169H36ZM37 170V171H38ZM71 170H73V169H71ZM85 170V169H84ZM94 170V169H93ZM110 170H112V169H110ZM117 170H119V169H117ZM137 170H139V168L137 169ZM173 170V171H172ZM194 170V169H193ZM192 170V171H193ZM206 170H210L211 172H210V174L209 175H207V176H205V173H204V171H206ZM1 171V170H0ZM24 171V170H23ZM62 171V170H61ZM68 171V170H67ZM67 171H62L61 172V174H60V177H62V179H63V177H65V179L66 180H68L70 177H69V174H70V176H71V173H66ZM87 172H88V170H86ZM103 171V170H102ZM141 171V170H140ZM177 171V172H178ZM186 171V172H185ZM195 171V170H194ZM203 171V172H202ZM25 172V171H24ZM35 172V171H34ZM87 172H85V173H87ZM105 172H106V170H105ZM153 172V171H152ZM176 172V173H177ZM235 172H236V174H235ZM29 173V172H28ZM66 173V174H65ZM95 173H96V170H95ZM94 173V174H95ZM103 173V172H102ZM110 172H108V174H109ZM192 173V172H191ZM209 173V172H208ZM20 174H22V171H18L17 170V172L15 173V177H17L18 175H20ZM92 174V173H91ZM98 174V173H97ZM107 174V173H106ZM111 174V173H110ZM108 175V176H111V175ZM121 174V173H120ZM131 174V173H130ZM137 174H140V173H137ZM142 174V173H141ZM140 174V175H141ZM42 175V174H41ZM52 174H50V176H51ZM115 175V174H114ZM14 176V175H13ZM49 176V177H50ZM82 176H83V174H82ZM85 176L86 177H88L86 174H85ZM105 176V175H104ZM107 176V175H106ZM105 176V177H106ZM128 176H130V175H128ZM132 176H134V177H138L137 175H132ZM144 176V175H143ZM186 176H188V175H186ZM115 177V176H114ZM134 177H130L129 178V180L130 179H132V183L134 182L135 183V180H133L134 179ZM174 177V176H173ZM172 177V178H173ZM190 177L188 178V179H190ZM53 178V177H52ZM56 178V177H55ZM75 178V177H74ZM73 178V179H74ZM99 178H101V177H99ZM120 178V177H119ZM128 178V177H127ZM126 177H122V179L121 180H125V179H127ZM139 178V177H138ZM41 179V178H40ZM65 179H63V180H65ZM77 179H79V178H77ZM185 179H186V177H185ZM184 179V180H185ZM190 179V180H191ZM51 180H52V182H51ZM49 182H48V184H50L51 186L52 185H56L57 184V182H56V179L54 180V178L53 179H51ZM60 180V179H59ZM65 180V181H66ZM72 180V179H71ZM81 180V179H80ZM86 180V179H85ZM89 180H90V178H89ZM129 180H127L128 182H129ZM169 180V179H168ZM176 180H178V179H176ZM183 180V181H184ZM84 181V180H83ZM99 181H100V179H99ZM114 181V180H113ZM120 181V180H119ZM126 181V180H125ZM143 181V180H142ZM146 181V180H145ZM147 181H149L148 179H147ZM180 181H181V178L179 179V183H180ZM192 181V180H191ZM190 181V182H191ZM192 181V182H193ZM2 182V181H1ZM51 182V183H50ZM62 182V181H61ZM66 182H68V181H66ZM65 182V183H66ZM82 182V181H81ZM80 182V183H81ZM85 182H87V180L85 181ZM90 182H92V180L90 181ZM97 182H98V179H97ZM120 182H122V181H120ZM124 182V181H123ZM141 182V181H140ZM182 182V181H181ZM185 182V181H184ZM10 183V182H9ZM64 183V182H63ZM93 183H95V182H93ZM100 183V182H99ZM124 183H126V182H124ZM123 183V184H124ZM131 183V182H130ZM132 183L129 185L130 187H132V186H134L135 187V184L133 183V185H132ZM144 183V182H143ZM167 183V182H166ZM165 182L163 183L164 185H167ZM194 183V182H193ZM19 184V183H18ZM39 184V183H38ZM41 184V183H40ZM59 184V183H58ZM78 184V183H77ZM77 184H76V187H77ZM88 184H89V182H88ZM140 184V183H139ZM145 184L146 185H149L147 182H145ZM169 184V183H168ZM185 184H186V182H185ZM241 184V183H240ZM69 185V184H68ZM97 186H98V183L96 184ZM100 185V184H99ZM102 185V184H101ZM121 185V184H120ZM124 185H126V184H124ZM123 185V186H124ZM137 185V184H136ZM179 185V184H178ZM184 185V184H183ZM187 185H188V183H187ZM190 185V184H189ZM220 185V184H219ZM250 185V184H249ZM40 186V185H39ZM61 186V185H60ZM79 187H80V185H78ZM89 185H87L86 187H88ZM168 186H170V185H168ZM216 187H217V185H215ZM233 187V190L235 191V192H233V193H235V195H228L227 194V192L229 191V190H231L230 188L231 187ZM251 186V185H250ZM49 187V186H48ZM79 187H78V189H79ZM95 187V186H94ZM104 187V186H103ZM113 187V186H112ZM122 187V186H121ZM130 187H128V188H130ZM137 187H139V186H137ZM164 187V186H163ZM192 188V190H190V188ZM214 187V186H213ZM25 188V187H24ZM44 188V187H43ZM62 188H63V186H62ZM71 188V187H70ZM70 188H68V189H70ZM74 188V187H73ZM90 188V187H89ZM89 188H87V190L89 191ZM119 188V187H118ZM136 188V187H135ZM157 188H158V185H157ZM228 188H229V190H228ZM250 188V189H251ZM0 189H2V188H0ZM46 189V188H45ZM78 189H73V191L74 192H76V190H77V192H78ZM86 189V188H85ZM85 189H84V191H85ZM91 189H93V188H91ZM98 189V188H97ZM100 189V188H99ZM104 189V188H103ZM120 189V188H119ZM122 189H124V188H122ZM138 189V188H137ZM149 189V188H148ZM147 189V190H148ZM217 189H218V187H217ZM58 190V189H57ZM64 190H67V189H64ZM81 190V189H80ZM83 190V189H82ZM94 190V189H93ZM132 190H134V188L132 189ZM136 190V189H135ZM139 190H141V186H140V189ZM139 190H137V191H139ZM152 190V189H151ZM215 190H216V188H215ZM238 190V191H237ZM18 191V190H17ZM46 191V193H45V195L43 196L44 198H43V205H42V208L41 207H38L39 209H33V210H31V212L29 213L32 217H33V215H36L35 213L36 212H38L39 210H41V212L43 211V209H45V208H48L49 207V205L50 206H52L53 205V203H55V202H58V201H54V199L56 198L55 196H58V195H56V194H53V195H49V196H47V190H45ZM59 191H61V190H59ZM87 191V192H88ZM96 191V190H95ZM120 191H121V189H120ZM125 191V190H124ZM136 191V192H137ZM58 192V191H57ZM56 192V193H57ZM81 192V191H80ZM86 192V191H85ZM97 192H99V191H97ZM101 192V191H100ZM109 192V191H108ZM178 192H179V190H178ZM177 192V193H178ZM238 192H240V193H238ZM84 193V192H83ZM96 193V192H95ZM122 193V192H121ZM126 192H124V194H125ZM132 193V192H131ZM153 193V192H152ZM151 193V194H152ZM176 193V194H177ZM216 193H218V192H216ZM238 193V194H237ZM245 193H249V194H245ZM9 194V193H8ZM8 194L7 195H5V194H0L1 196V198L2 197H4V198H8L7 200H9L10 201V197H12V196H8ZM19 194V193H18ZM58 194V193H57ZM64 194V193H63ZM78 194V193H77ZM88 195H89V192L87 193ZM86 194V195H87ZM97 194V193H96ZM96 194H93V195H95L96 197H97V195ZM100 194V193H99ZM127 194H128V192H127ZM10 195V194H9ZM13 195V194H12ZM21 195V194H20ZM71 195H73V194H71ZM79 195V194H78ZM117 194H115V196H116ZM121 195V194H120ZM119 195V196H120ZM135 195H136V193H135ZM142 194H140V196H141ZM171 195V194H170ZM216 195V196H215ZM224 195H222L221 197H223ZM258 195L260 196V197H258ZM16 192H15V195H14V199L16 200ZM33 196L34 195H32V196H30V199L31 198H33ZM76 196V195H75ZM84 196V195H83ZM91 196V195H90ZM129 196H130V194H129ZM178 196H179V194H178ZM74 197V196H73ZM92 197H94V196H92ZM124 197V196H123ZM127 197V196H126ZM147 197V196H146ZM145 197V198H146ZM158 197H160V196H158ZM164 197V196H163ZM172 197V196H171ZM225 197V196H224ZM3 198V199H4ZM18 198V197H17ZM79 198V197H78ZM78 198H76L77 200H78ZM98 198V197H97ZM104 198H107V197H105L104 196ZM129 198V197H128ZM131 198V197H130ZM133 198V197H132ZM137 198H138V196H137ZM141 198H142V196H141ZM140 198V199H141ZM156 198H157V196H156ZM167 198V197H166ZM227 198V199H228ZM70 199H72V198H70ZM69 199V200H70ZM95 199V198H94ZM100 199V198H99ZM120 199V198H119ZM123 199L124 198H122V201H123ZM144 198H142V200H143ZM154 199V198H153ZM160 199V198H159ZM161 199H162V197H161ZM182 199V198H181ZM220 199V198H219ZM223 199V198H222ZM6 200V199H5ZM12 200V199H11ZM67 200V199H66ZM73 200V199H72ZM86 199H84V201H85ZM88 200H89V198H88ZM91 201L93 200L92 198L90 199ZM90 200L89 201H86L87 203L88 202H90ZM118 200V199H117ZM126 200V199H125ZM135 200H136V198H135ZM145 200V199H144ZM169 200H170V197H169ZM182 200V201H183ZM229 200V199H228ZM227 200V201H228ZM68 201V200H67ZM94 201V200H93ZM101 201V200H100ZM104 201V200H103ZM122 201L120 200L119 201V203L120 204H122ZM131 201H133L132 199H131ZM138 201V200H137ZM136 201V202H137ZM140 201V200H139ZM154 201L155 200H153V204H154ZM168 201V200H167ZM172 201V200H171ZM185 201V200H184ZM47 202H49V205L47 204ZM65 202V201H64ZM73 202V201H72ZM71 202V203H72ZM86 202H82L81 201V203H82V206H84L83 205V203H85L86 204ZM124 202H126V201H124ZM141 202V201H140ZM140 202H138V203H140ZM142 202H144V201H142ZM145 202H146V200H145ZM186 202V201H185ZM190 202V203H191ZM230 202V201H229ZM75 203V202H74ZM81 203H78V204H81ZM97 203H99L98 201H97ZM103 203V202H102ZM109 203V202H108ZM112 203V202H111ZM113 203H115L114 201H113ZM118 203V202H117ZM135 203V202H134ZM159 203V201L157 202V204ZM166 203V202H165ZM169 203V202H168ZM171 203V202H170ZM180 203V202H179ZM249 203V202H248ZM41 204H42V201H41ZM65 204V203H64ZM91 204V203H90ZM90 204H88V205H90ZM143 204V203H142ZM147 204H149V202L148 203H145V204H143L144 206L143 207H148V205ZM153 204H151L150 203V205L152 206ZM160 204V203H159ZM172 204V203H171ZM227 204H231V205H234V203H228L227 202ZM18 205H20V204H18ZM87 205V206H88ZM95 205V204H94ZM97 205V204H96ZM95 205V206H96ZM99 205V204H98ZM101 205V204H100ZM109 205V204H108ZM115 205V204H114ZM131 205V204H130ZM145 205H147V206H145ZM149 205V206H150ZM237 205V204H236ZM239 205V204H238ZM247 205V204H246ZM253 204H248L247 206L248 207H244V208H246L245 209V211L248 209V208H252L253 206H252ZM55 206V205H54ZM95 206H91V207H95ZM102 206H106V204L104 205H102ZM111 206V205H110ZM113 206V205H112ZM111 206V207H112ZM117 206V205H116ZM129 206V205H128ZM150 206V207H151ZM156 206V204H154L152 207H155ZM99 207V206H98ZM135 207V206H134ZM138 207H139V205H138ZM142 207V208H143ZM149 207V208H150ZM151 207V208H152ZM168 207V206H167ZM167 207H166V209H167ZM22 208V207H21ZM87 208H89V207H87ZM118 210H120L121 209V211H122V205H121V207H116ZM141 208V209H142ZM163 208V207H162ZM176 208L177 207H175V209H174V211L176 210ZM179 208V207H178ZM187 208V207H186ZM191 208V206L189 207V210H192V209H190ZM256 209H255V211L254 210H250V211H252L250 214H251V216H254L255 218H253V219H257L258 217H259V213H261L263 210H259V207H255ZM58 209H59V207H58ZM57 209V210H58ZM63 209V208H62ZM68 210H69V208H67ZM84 209V208H83ZM100 209V208H99ZM124 209V208H123ZM139 209V208H138ZM145 209V208H144ZM144 209H143V212H144ZM180 209H181V207H180ZM179 209V210H180ZM182 209H183V207H182ZM185 209V208H184ZM182 210L183 212H186L185 210ZM193 209V210H194ZM209 209V208H208ZM253 209V208H252ZM25 210V209H24ZM101 210V209H100ZM103 210H104V208H103ZM116 210V209H115ZM125 210V209H124ZM149 210V209H148ZM147 210V211H148ZM151 210V209H150ZM172 210V209H171ZM188 210V209H187ZM192 210V211H193ZM205 210V209H204ZM211 210H212V208H211ZM222 210H223V208H219V209H214V217H216L210 224L208 223V225L206 226L205 225V223H207V222H205L204 221V219H203V222H205L204 224H203V222H202V224L201 223H198L197 225H195L196 223V221H194V222H191V221H189L190 220V218L188 217V216H190V215H186V213H185V215L183 214V215H181L180 217H179V221H178V223L176 222V221H174L173 219V224H172V226H171V230H170V228L169 229H166L168 226L170 227V223H169V221L165 224V221L162 223L163 224V228L162 229H164V230H158V237H160L159 235H163V234H165V233H167V232H169V233H172V239L174 240V241H176L175 239H177L178 237H177V232L178 231H180L181 232V236H183V235H187L188 237H187V239L185 240L186 241V243H185V245L186 246H184V247H177V245L176 246H173V247H171L170 248V246L168 245L167 247L168 248H159L158 246L156 247V245L154 246L153 244H149V243H145V242H143V241H147V240H145V239H150V237H148V235L149 234H151V233H155L156 231H157V229H156V226H155V223L153 222V220L155 219V216L153 215L152 216V223L150 222V224H148V226L146 225V222H145V220H146V218H145V216H147V214H149V212L150 211H148V213L146 214V213H144V214H146L145 216L142 214H135V213H133V214H131L130 212H121V213H123V215L121 216V217H117V219L118 220H116L115 221V224H118V226L119 225H121V223L122 224H125V231H122L123 233H132V234H130L131 236H129V235H127L126 234V237L125 236H123L124 238H126V239H129V240H124V238L122 237V238H120V239H118V240H115L114 241V235L112 234V233H114L115 234V232L113 231V230H111V231H109V229L108 230H104V231H100L103 235H101V236H103V238H104V245L101 247L102 248V250L104 249V248H106V249H109V250H107V252H105L106 254H109V251H112V247L114 246L116 249H119V248H121L122 250H125V252L127 253V254H129V253H131V252H140V254H142L145 250L144 249H149V250H151V252L153 251L154 253H155V255H156V253L158 252L159 254H160V257H161V255L163 254V252H164V256L165 257H167L166 255V253L167 252H170L169 254H168V256L171 254V256H177L176 257V261L175 262H173V264H232L233 263V260H235L236 258L238 259V257H240L239 255L240 254H242L244 251H248V250H250L251 248L253 249V246H251V247H246V246H248V245H246L245 244V249H243V247H240V249H238V251H236L235 252V250H234V253H232V255H233V257L232 258H223L222 256H221V254L223 253V252H225V250L226 249H228L227 247L225 248V250H222V248H221V246H222V243L223 242H225L224 240L222 241V238H220V231H221V229H222V227L224 226L223 224L225 223V219L224 218H226V214H223L222 213ZM228 210V209H227ZM226 210V212H228ZM231 211V214L230 215H234L235 214V212L237 213V211L235 210V208H231L230 209ZM233 210H235V211H233ZM23 211V210H22ZM67 211V210H66ZM71 211V210H70ZM76 211V210H75ZM94 211V210H93ZM93 211H91V213H92V217H94V216H96L97 215V213H96V215H94L95 213V211L93 212ZM97 211V210H96ZM99 211V210H98ZM113 211H114V208H113ZM125 211H127V209L125 210ZM155 211V210H154ZM163 211H164V209H163ZM177 212H178V210H176ZM203 211V210H202ZM207 211V210H206ZM40 212V211H39ZM46 212V210L44 211V213ZM53 212V211H52ZM61 212V211H60ZM59 212V213H60ZM67 212H69V211H67ZM105 212V211H104ZM134 212V211H133ZM158 212V211H157ZM157 212H156V214H157ZM168 212V211H167ZM191 212V211H190ZM194 212V213H195ZM24 214H25V211L23 212ZM53 213H55V212H53ZM57 213V212H56ZM82 213V212H81ZM80 213V216L82 215ZM84 213V212H83ZM90 213V212H89ZM94 213V214H93ZM130 213V214H129ZM162 213V212H161ZM174 213V212H173ZM172 213V214H173ZM193 213V214H194ZM198 213H200V212H198ZM202 213V212H201ZM205 213H207V212H205ZM220 214V216H219V214ZM29 214H27V215H29ZM40 214V213H39ZM47 214V213H46ZM64 214V213H63ZM65 214H66V212H65ZM73 214H75V215H77L78 213H73ZM112 214V213H111ZM165 214V213H164ZM176 214V213H175ZM29 215V216H30ZM48 215V214H47ZM55 215V214H54ZM69 215H71V212H70V214ZM89 216H90V214H88ZM103 215V214H102ZM114 215V214H113ZM171 215V214H170ZM195 215V214H194ZM205 215V214H204ZM229 215V216H230ZM237 215V214H236ZM262 215H264V214H262ZM21 216H25V215H21ZM45 216V215H44ZM49 216H50V214H49ZM60 216H64V218H65V215H60ZM79 215H78V217H80ZM84 216H85V214H84ZM88 216V217H89ZM100 216V215H99ZM120 216V215H119ZM167 216L168 215H166V220L170 217V216H168V218H167ZM178 216V215H177ZM199 216V215H198ZM213 216V215H212ZM55 217V216H54ZM87 217V216H86ZM105 217H106V215H105ZM149 217V216H148ZM157 217H158V215H157ZM192 217V216H191ZM204 217V216H203ZM233 217V216H232ZM231 217V218H232ZM236 218H238L237 216H235ZM240 218H242V217H244L243 215L242 216H239ZM31 218V217H30ZM48 218V217H47ZM62 218V217H61ZM66 218H68V217H66ZM76 218V217H75ZM91 218V217H90ZM90 218H88V219H90ZM97 218V217H96ZM102 218V217H101ZM123 218H125V219H123ZM143 218L145 219V220H143ZM162 218H164L165 219V216H163ZM193 218V217H192ZM208 218H210V217H208ZM44 219V218H43ZM78 219V218H77ZM88 219H86V220H88ZM100 219V218H99ZM99 219H96V220H99ZM176 219V218H175ZM198 219V218H197ZM54 220V219H53ZM58 220V219H57ZM63 220V219H62ZM68 220V219H67ZM70 220V219H69ZM72 220H73V218H72ZM95 220V221H96ZM101 220V219H100ZM147 220H148V218H147ZM196 220V219H195ZM199 220V219H198ZM263 220V219H262ZM261 220V221H262ZM84 221V220H83ZM136 222V224H135V222ZM151 221V220H150ZM156 221V220H155ZM159 221H161V220H159ZM243 220H240L239 222H240V226L239 227H241L244 231H246L247 230V228H246V226L244 225V223L242 222ZM260 221V222H261ZM23 222V221H22ZM54 222V221H53ZM64 222V221H63ZM67 222V221H66ZM69 222V221H68ZM68 222H67V224H68ZM74 222V221H73ZM78 222V221H77ZM100 222V221H99ZM102 222V221H101ZM209 222V221H208ZM236 222L237 221H235L234 223L236 224ZM51 223V222H50ZM54 223H56V221L54 222ZM53 223V224H54ZM61 223V222H60ZM111 223V222H110ZM113 223V222H112ZM159 223V222H158ZM161 223L159 224V225H161ZM227 223V222H226ZM233 223V224H234ZM241 223L243 224V226L241 225ZM49 224V223H48ZM77 224V223H76ZM75 224V225H76ZM238 224V223H237ZM249 224H254L253 222L252 223H249ZM248 224V225H249ZM261 224H264L263 222H261ZM61 225V224H60ZM75 225H73V226H75ZM112 225V224H111ZM159 225H157V228H158V226ZM58 226V225H57ZM68 226V225H67ZM116 226V225H115ZM118 226H117V229H118ZM127 226V227H126ZM46 227V226H45ZM66 227V226H65ZM72 227V226H71ZM70 227V228H71ZM78 227V226H77ZM76 227V228H77ZM81 226L79 225V228H80ZM86 227V226H85ZM132 227H135V229H133ZM225 227V226H224ZM251 227V226H250ZM19 228H22L21 226L19 227ZM27 229H28V227H26ZM62 228V227H61ZM67 228V227H66ZM84 228V227H83ZM90 228V227H89ZM129 228V229H128ZM160 228H161V226H160ZM230 228V227H229ZM263 228V227H262ZM43 229V228H42ZM75 229V228H74ZM81 229V228H80ZM80 229H79V231H80ZM116 229V230H117ZM252 229V228H251ZM61 230V229H60ZM63 230V229H62ZM73 230V229H72ZM94 230V229H93ZM127 230V231H126ZM129 230V231H128ZM249 230V229H248ZM45 231V230H44ZM71 231V230H70ZM96 231V230H95ZM98 231V230H97ZM260 231V230H259ZM68 232H69V228H68ZM86 232H88V231H86ZM162 232H164V233H162ZM248 232V231H247ZM250 232V231H249ZM29 233H31V232H27L26 234H24L23 235V238H28V237H30V235H29ZM70 233V232H69ZM111 233V234H110ZM223 233V232H222ZM28 234V235H27ZM45 234V233H44ZM86 234V233H85ZM157 234V233H156ZM168 234V233H167ZM189 234V235H188ZM40 234H38L36 237H33L34 238V241L33 242H31L30 243V246H33V247H37V249H38V247L41 245V243H42V240L38 237ZM58 235H60L59 233H58ZM95 235V234H94ZM116 236L118 235V234H115ZM121 235H124V234H121ZM41 236V235H40ZM88 236V235H87ZM96 236H97V234H96ZM156 236V235H155ZM225 236V235H224ZM72 237V236H71ZM163 237H164V235H163ZM223 237V236H222ZM67 238V237H66ZM87 238V237H86ZM97 239H98V237H96ZM117 237H115V239H116ZM168 238V237H167ZM57 239V238H56ZM72 239H73V237H72ZM156 238H154V240H155ZM52 240V239H51ZM92 240H95V239H92ZM100 240V239H99ZM113 240V241H112ZM161 240H163V239H161ZM172 240V241H173ZM178 240V239H177ZM6 241V240H5ZM14 241V240H13ZM13 241L12 242H10L9 240H7L5 243H4V241H3V243L2 244H0V261H1V258H2V262H0V264H21V263H19V255L20 254H18L17 253V250L18 249H20V247L18 246V245H15V244H13ZM20 241V240H19ZM85 241V240H84ZM97 241V240H96ZM100 241H102V240H100ZM156 241V240H155ZM153 242V243H155L156 244V242ZM15 242V241H14ZM56 242V241H55ZM74 242H75V240H74ZM73 242V243H74ZM92 242V241H91ZM99 242V241H98ZM137 242H139V244H137L136 246H134V243H137ZM164 242V241H163ZM167 242V241H166ZM172 243V242H171ZM93 244V243H92ZM95 244H96V242H95ZM158 244H159V242H158ZM249 244V243H248ZM29 245V244H28ZM59 245H62L61 243H59ZM72 245V244H71ZM75 245V244H74ZM99 245H101V243H99ZM46 246V245H45ZM126 246H130V247H132V249L131 248H126ZM172 246V245H171ZM192 246H194V247H192ZM250 246V245H249ZM255 246V245H254ZM91 248V249H90ZM94 248V244L93 245H91V246H87L86 245V241L84 242V243H82V244H77V245H75V246H73L72 247V250H71V252H68L69 253V257H71L72 259H71V261L70 262H73L74 260H76V259H78V261H80V260H82L83 261V259H85V258H90V257H92V258H94L95 260H96V262H98V261H100V260H104V258L102 257V255H104V253L103 254H101V253H99V255H101L99 258L98 257H96V255H95V257H94V255L92 256V249ZM110 248H112L111 250H110ZM45 249H47V248H45ZM99 249H100V247H99ZM131 249V250H130ZM164 249H166V250H164ZM244 251H243V250ZM102 250L100 251V252H102ZM120 250V249H119ZM121 250V251H122ZM233 250V249H232ZM117 251V250H116ZM240 251H243L242 253L240 252ZM263 251V253H264V242L261 244V249H256V250H253V252H251L252 254H255V256L257 257L258 256V254L259 253H261ZM65 252V251H64ZM113 252H114V250H113ZM118 252V251H117ZM148 252V251H147ZM151 252H149V253H151ZM166 252V253H165ZM6 253H8V254H10L11 256H9V257H7L8 255L6 254ZM43 254H44V256H46V257H49V255H47V252H45V250H44V252H42ZM68 253H61V255L60 256H58L57 258H56V260L55 261H49L48 263H46L47 262V260H43V261H40L39 263H37V264H60V262H63V260H65L64 259V256L65 255H67ZM96 253H97V250H96ZM112 253V252H111ZM111 253L109 254V255H107V257H109V259L107 258V260L105 261H103L104 262V264H124L123 263V261H121L122 259V257H123V259L125 258V255H122V257H120L118 260H116V259H113V258H110V255H111ZM125 253V254H126ZM158 253H157V255H158ZM250 253V254H251ZM95 254V253H94ZM166 254V255H165ZM248 254V253H247ZM5 255H7V256H5ZM39 255H40V253H39ZM130 255V254H129ZM138 255V254H137ZM149 255V254H148ZM151 255V254H150ZM156 255V256H157ZM260 255V254H259ZM114 256V255H113ZM238 256V257H237ZM262 256V255H261ZM264 256V255H263ZM68 257V256H67ZM68 257V258H69ZM132 257V256H131ZM152 257V256H151ZM155 257V256H154ZM165 257H163L164 259H167V258H165ZM170 257V256H169ZM251 257V256H250ZM249 257V261H252V259H254L255 257H253V258H250ZM81 258H83V259H81ZM103 258V259H102ZM126 258H127V255H126ZM148 258V257H147ZM150 258V257H149ZM153 258V257H152ZM151 258V259H152ZM157 258H158V256H157ZM80 259V260H79ZM174 260H175V258H173ZM259 259V258H258ZM70 260V259H69ZM146 260V261H145ZM239 260V259H238ZM256 260V259H255ZM60 261V262H59ZM166 261L167 260H165V261H161V260H159V259H155V260H147L146 258H143L142 259V263H140L139 261H136V262H134V263H137V264H165L166 263ZM169 261V260H168ZM170 261H171V259H170ZM169 261V262H170ZM248 261V260H247ZM246 261V262H247ZM258 261V260H257ZM76 262V261H75ZM94 262V261H93ZM102 262V263H103ZM163 262V263H162ZM169 262L167 263V264H169ZM34 263V261L33 262H29L28 264H33ZM242 263V262H241ZM240 263V264H241ZM249 262H247V263H245V264H248ZM64 264V263H63ZM67 264H69V263H67ZM128 264V263H127ZM171 264V263H170ZM256 264H264V257H262V259H261V261L259 262H256Z\"/></svg>","mask_w":264,"mask_h":264},{"label":"snow or ice","instance_id":"snow-or-ice-1","mask_svg":"<svg viewBox=\"0 0 264 264\" xmlns=\"http://www.w3.org/2000/svg\"><path fill=\"white\" fill-rule=\"evenodd\" d=\"M10 5L9 4H6V3H3V0H0V12H2L5 8H9ZM17 6L16 5H11V8L13 10H15ZM9 27H11V25H9ZM250 187V185H249ZM231 195H235V193H231ZM225 207H235V205H230V204H224V205H216V208L219 209V208H225ZM208 210V209H206ZM208 211H211V210H208ZM198 215H203V213H198Z\"/></svg>","mask_w":264,"mask_h":264}]
</instances>
